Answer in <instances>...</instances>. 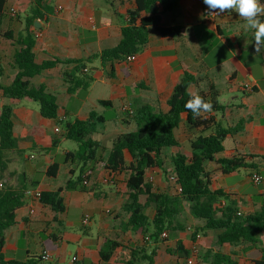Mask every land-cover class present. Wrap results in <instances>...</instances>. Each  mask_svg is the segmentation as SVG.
<instances>
[{
  "label": "crops",
  "instance_id": "obj_1",
  "mask_svg": "<svg viewBox=\"0 0 264 264\" xmlns=\"http://www.w3.org/2000/svg\"><path fill=\"white\" fill-rule=\"evenodd\" d=\"M48 4L55 9L48 22L37 27L41 28L38 32L42 34L36 39L34 50L39 64L53 57L62 60L80 59L88 53H99L116 47L121 41L122 29L127 25V12L134 7L133 2L122 0H48ZM179 4L175 13L163 16L162 26H181V36L162 37L154 29H150V42L136 56L133 63L125 60L114 63L112 68L111 64L102 66L99 61H95L87 69L89 73L90 69L94 68L95 82L85 94L82 91L73 95L67 93L68 85L63 74L70 71L72 66L59 64L31 79L32 86H44L48 93L57 97L60 107L57 120H45L40 112L37 114L23 106L24 103L33 102H5L0 98V107L10 104L15 108L14 133L18 139V148H37L43 155L40 161H37L33 153L24 160L16 156L2 182L16 187L24 185L26 179L38 182L36 188H30L28 191L64 189L67 181L72 178L69 173L76 172V178L79 168L77 165H64L60 175L64 176L62 183H59L60 178H48L47 170L56 163L59 145L52 151L45 150L52 146L54 140L59 139L55 133L57 126L53 128L51 123L59 124L60 119L64 122L67 120L70 116L65 109L67 106H72L77 119L80 120H86L97 107L105 108L100 101H110L112 106L108 108H114L116 105L120 112L123 106L132 104L135 108L137 101L144 100L141 105H149L156 110L167 112L168 101L185 72L192 74L199 81L190 88V92L215 93L219 95L220 103L227 106L224 114H212L217 123L224 127L243 125V132L226 138L224 147L227 153L243 156L264 155V49L258 55L255 53L254 30L245 31L242 27L244 21L235 12H225L216 20H207L203 14V0H180ZM22 24L24 27V22ZM6 32L11 30L7 29ZM2 49L4 52L0 58V66L4 75L0 78V84L8 86L18 71L12 65L14 53H11L9 48L7 50L6 46ZM246 85L252 86L253 91H247ZM223 98L225 101L221 102ZM117 119L116 117V126H119L121 121L130 123L125 118H121L119 122ZM35 123L37 125H33ZM107 123L108 121L99 126L97 134L110 129V125L114 124ZM105 125H108L107 128L100 130ZM33 128L43 129V137L36 141V144L31 137ZM133 130L135 128L130 131ZM180 130H184L183 140L178 137L181 145L186 142L190 148L191 137L184 125ZM109 132L108 130L103 137L112 144L115 137ZM62 133L64 135V131ZM20 134H24L22 139ZM44 143L47 145L43 146ZM182 147L174 151L182 153ZM67 152L70 151L65 154ZM186 155H190V149ZM29 161H33V164L30 165ZM255 163L258 164V160L249 161L251 165ZM157 171L159 170L153 172L157 174ZM207 171L210 173L212 187L229 194V200L236 205L239 212L249 214L264 205V161L258 170L248 168L224 174L218 165L209 163ZM255 173L263 177V183L259 186L251 180ZM107 177L106 171L97 172L88 183L78 186L79 189L64 190L62 196L67 206L64 214H55L50 209L42 208L39 202L28 199V208L19 214V218L28 217L30 210H34V214L38 213V217L28 221L19 220L17 226L6 231L7 241L3 251L5 257L27 261L33 256L42 257L43 254H49L51 260L42 264H72L74 258H77L75 264H104L99 251L107 240L131 247L145 245L149 240L145 243L140 235L127 228V214L126 220L119 219L121 214L112 216L111 210L124 212L123 206L127 201L125 186H122L120 191L117 189L119 180L124 176H114L110 181H106ZM223 202L226 203V200ZM71 212L75 220L70 219ZM86 214L91 216L88 227L82 225ZM195 221L202 226L201 222ZM220 233L207 231L205 234L200 233L199 239L193 240V235L189 236L186 232L169 240L165 245L161 243L154 264H188L190 260L193 264H208L204 259L208 250L233 254L239 264H253L262 258L260 248H264V234L261 236L260 246H219L217 237ZM43 235L48 242L54 243L55 251L48 249ZM136 236L140 237V241ZM177 243H181L190 255L180 259L166 252L168 247H175ZM70 245L76 248L69 259L67 253ZM194 248L198 251L196 255L193 254ZM120 251L121 248L118 252ZM111 264H114L113 261Z\"/></svg>",
  "mask_w": 264,
  "mask_h": 264
},
{
  "label": "trees",
  "instance_id": "obj_2",
  "mask_svg": "<svg viewBox=\"0 0 264 264\" xmlns=\"http://www.w3.org/2000/svg\"><path fill=\"white\" fill-rule=\"evenodd\" d=\"M133 2L134 7L127 12V25L122 29L120 43L111 49L99 53H88L80 59L62 60L53 57L41 64L35 55L36 33L41 30L36 23L45 24L54 12V6L48 0H33L31 8L26 15L24 28L15 38L12 32L2 33L0 36L11 41L14 48L12 59L13 67L18 71L13 82L4 86L0 84L1 99L9 101H29L39 106V112L45 120H57L60 107L55 95L48 93L44 86L34 87L31 79L57 65L72 66L70 71L63 74L68 85L67 93L73 95L78 91H88L95 82L94 68L85 72L95 61L102 66L119 63L128 57L137 56L150 42V29H154L162 37H179L183 28L162 26L163 16L175 13L179 8L180 0H122ZM264 3V0H261ZM9 0H0V21L9 17ZM264 20V17H261ZM4 70L0 66V78ZM198 79L185 72L179 83L175 86L172 96L168 101L169 110L163 112L149 105L134 108L132 117L135 130L120 135L116 138L109 150L108 157L99 158L102 148L101 143L94 139L99 126L106 123L103 116L95 111L89 114L86 120L76 119L74 122H61L63 126V139L73 141L79 148L75 152H67L65 160L53 163L47 170L50 179L58 180L64 165L79 168L76 172L69 173L72 178L67 181L66 187L58 191L44 189L39 200L42 208L50 209L55 214H64L67 211L64 190L75 191L78 186L86 184L97 172L106 171L108 176H124L125 194L127 201L123 211L128 216L127 228L140 235L146 243V238L151 242L150 247L144 245L125 246L114 240H107L99 251L104 264H154L158 246L169 241V235L183 231L184 225L177 221L182 211V204L189 205L193 218L202 223L192 233L193 240H197L200 233L207 231H220L217 244L237 246L249 244L262 245L261 236L264 234V205L255 212L243 214L239 212L234 203L229 200L230 195L222 190L212 187L207 164L215 163L224 174H230L241 169L252 168L258 170L264 161L262 156L230 155L227 153L224 142L228 136H234L244 131L243 125L239 127H224L217 123L212 114H224L226 107L219 101V95L199 93L203 98L213 104V111L202 113L200 118L193 114L184 105L190 99V88L198 84ZM101 105L111 107L110 101H100ZM129 118L128 114L124 113ZM184 125L190 135V155L174 150L181 148L178 131ZM15 108L5 104L0 107V264H42V257H31L27 261L7 259L4 255L6 245V231L18 225L19 220H33L38 213L28 217L19 218V214L26 210L28 189H34L38 182L26 179L22 186H11L3 181L9 166L18 156L24 160L26 150L18 148V139L14 133ZM33 143L43 137V129L33 128L31 132ZM60 144L54 140L52 146L45 151H52ZM258 160V164H249V161ZM171 162L172 175L168 182L172 185L176 195L170 190L161 191L153 183L146 180V175L151 170L162 171L167 175L166 164ZM32 183V184H31ZM181 189V192L176 190ZM145 197V202H142ZM226 203L223 204V200ZM168 233L166 240H160L163 233ZM121 248V251L118 250ZM263 256L253 264H264V248H260ZM166 252L178 258L190 255L181 243L175 247H168ZM208 264H239L235 255L224 254L208 250L204 256Z\"/></svg>",
  "mask_w": 264,
  "mask_h": 264
},
{
  "label": "rangeland",
  "instance_id": "obj_3",
  "mask_svg": "<svg viewBox=\"0 0 264 264\" xmlns=\"http://www.w3.org/2000/svg\"><path fill=\"white\" fill-rule=\"evenodd\" d=\"M32 2L33 0H9V4H8V13L10 8L12 7H15L17 10H18V15L16 17H12L11 15L3 20L0 21V30L1 32L4 34L5 33V30H11V32L14 34L15 38H17L19 36V33L21 32V30H23V24L22 22H25V18H26V15L27 13L29 12L30 8H31V5H32ZM21 21V22H20ZM3 46H6L7 47V50L9 48V51H11V53L13 52L14 53V48L11 44V41L5 39L4 37H1L0 36V58L2 57V54L4 52V50L2 49ZM87 91H82L83 94H85ZM111 95H113L112 92H109ZM142 101H137L135 103V107L138 108L140 106H142ZM224 98L222 99L221 102H224ZM23 106H27L31 111L33 112H36L37 114H39V110H38V105L36 103H24ZM66 111L70 114V116L67 117V120L65 122H74L77 117H76V112L74 111V109L72 108V106H67L66 108ZM99 116H103L107 121H108V125L110 122H114V124L110 125V129L108 128V130L110 131L109 133L113 134V137H115L116 139V136L117 138L123 134V133H126L132 129L135 128V125H133V119L132 118H128L125 116L124 112L121 110L119 112V108L115 105L114 108H108V107H97L95 110H94ZM116 117L118 118V122L121 118H125L127 120V122H130L128 124H125V123H121L120 122V125L119 126H116L115 124V121H116ZM110 121V122H109ZM132 125H129L131 124ZM53 128L55 126H58L61 131L63 132V126L62 124H57L56 122H52L51 123ZM33 125H37L36 123L33 124ZM107 125V126H108ZM103 126V125H102ZM107 126L105 125L104 127H102L100 130H104L105 128H107ZM108 130L105 129L103 132H100L99 134H97L95 136V139L98 140L100 143H101V150H100V153H99V158L100 159H105L107 157V154L110 150V147H111V141L109 143L108 139L106 137H103L104 134L108 133ZM19 132V131H18ZM63 133L61 134H58L59 136V139H60V144H59V155L57 157H55V161L57 163H63L64 160H65V152L66 151H70V152H75L78 150L79 146L77 143L73 142V141H68V140H65L63 139ZM178 137L183 140V134H184V130H180L178 131ZM24 134H20V138L22 139ZM49 132L47 134V138H49ZM114 139V140H115ZM47 144L44 143L43 146H46ZM182 153L184 154H189V146L187 145L186 142H183L182 144ZM41 150H37V148L35 149H26L25 153L23 154L24 155V158L27 157V156H30L32 153L36 155L37 157V161H40L41 159H43V155L41 154L40 152ZM21 162V160H19ZM33 161H29L28 163H30V165H32ZM171 162L169 161L167 164H166V171H167V175H165L162 171H157V174L155 175L156 176V180L155 182L153 183L154 186L158 189H160L161 191H165V190H170V192L173 194V195H176L175 193V190L174 188L172 187V185L170 184V182H168V179L170 178V176L172 175V169H171ZM102 178V177H101ZM108 180L110 181L111 178L108 176L107 177ZM64 180V176H61L60 177V180H59V183H62V181ZM125 180L126 178L125 177H121V180H119V186H118V190L120 191V188L122 186H125ZM250 188L253 189V186H251ZM122 194V192H120V195ZM146 198L145 197H142V202H145ZM111 210V209H110ZM112 211V216L113 217H116L118 214H121L120 216V220H126L125 219V215L124 212H120L117 210V209H114V210H111ZM75 217L74 214L71 212L70 213V219L72 220H75L76 218H73ZM98 220V218L96 219ZM177 221L180 222L181 224L184 225V230L183 231H180V232H177L175 233L173 236H170L169 235V238L168 240H171V239H175L176 237H179L183 234H185L187 232V234H189V236L192 235L193 232L196 231V229L198 227H200V225L195 221V219L193 218V216L191 215L190 213V208H189V205L186 204V203H183L182 204V211L180 213V215L177 217ZM188 228H190V230H188ZM44 239H46V245L48 247V249H51L53 251L56 250V248L53 246L54 243L53 242H48V239L45 237V235L42 236ZM138 236H136L137 238ZM139 241H140V237H138ZM166 243H168V241L164 242L163 245H165ZM152 244L150 243V241H148L144 246L145 247H150ZM75 246L74 245H70L69 246V249H68V258L70 259L73 255V253L75 252ZM37 257V256H35Z\"/></svg>",
  "mask_w": 264,
  "mask_h": 264
},
{
  "label": "clouds",
  "instance_id": "obj_4",
  "mask_svg": "<svg viewBox=\"0 0 264 264\" xmlns=\"http://www.w3.org/2000/svg\"><path fill=\"white\" fill-rule=\"evenodd\" d=\"M211 15L225 12H235L244 21L245 31L254 30L255 53L258 55L264 49V3L261 0H203ZM190 99L184 107L194 118H200L202 113L213 111V104L207 102L198 92L189 93Z\"/></svg>",
  "mask_w": 264,
  "mask_h": 264
},
{
  "label": "built area",
  "instance_id": "obj_5",
  "mask_svg": "<svg viewBox=\"0 0 264 264\" xmlns=\"http://www.w3.org/2000/svg\"><path fill=\"white\" fill-rule=\"evenodd\" d=\"M9 12H10V15H11L12 17H16V16L18 15V10H17L16 8H14V7L11 8V9L9 10ZM203 14H204V17H205L207 20H216V19L220 18L221 15H222V14H220V15H211L210 12H209V9L207 8V6H206L205 4H204V7H203ZM41 36H42L41 33H39V32L36 33V39L40 38ZM135 60H136V56H131V57H128V58H127V61H128L129 63H133ZM87 71H88V70L85 69V72H87ZM245 89H246L247 91H253V87L250 86V85H246V86H245ZM0 98H1V92H0ZM122 111H123L124 113L128 114V116H129L130 118L134 117V115H135V110H134V107L132 106V104H128V105L123 106V107H122ZM63 121H64L63 119H60V120H59V124H61V122H63ZM55 133H56V134H61V133H62L61 129H60L58 126L55 128ZM31 158L33 159L34 156H31ZM153 171H154V170H153ZM153 171H152V173H151V171H149V172L147 173V175H146V180H147L148 182H150V183H154V182H155V179H156V176H155L156 173L153 172ZM251 180H252L253 184H255L256 186H259V185H261V184L263 183V177H262L260 174H257V173H255V174L252 175ZM106 181H109L108 178H106ZM0 187H2V184H1V183H0ZM176 190H178V192H181V189H180L179 187H176ZM26 195H27V199H33V200H35L36 202H39V200H40V198H41V196H42V191H41V190L27 191V192H26ZM223 204H225V203L223 202ZM30 213H31V214H34V210H30ZM108 213H110V211H108ZM90 222H91V216H90L89 214H86V215L83 217L82 225H83L84 227H88V226L90 225ZM189 230H190V229H189ZM167 238H168V233L165 232V233L162 234L160 240L163 241V240H166ZM197 238L199 239V238H200V235H198ZM146 240H149V238H146ZM197 252H198V251H197V248H194V250H193V254L196 255ZM42 258H43L45 261H49V260H51V256H50L49 254H43ZM76 261H77V258H74V259L72 260V264H75ZM188 264H193V261L190 260V261L188 262Z\"/></svg>",
  "mask_w": 264,
  "mask_h": 264
},
{
  "label": "water",
  "instance_id": "obj_6",
  "mask_svg": "<svg viewBox=\"0 0 264 264\" xmlns=\"http://www.w3.org/2000/svg\"><path fill=\"white\" fill-rule=\"evenodd\" d=\"M39 23H36V26L38 27Z\"/></svg>",
  "mask_w": 264,
  "mask_h": 264
}]
</instances>
